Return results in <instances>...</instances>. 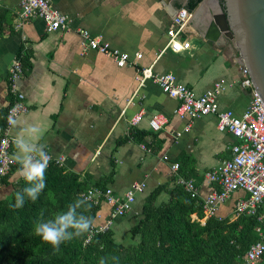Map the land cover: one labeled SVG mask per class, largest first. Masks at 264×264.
<instances>
[{
	"label": "crops",
	"instance_id": "obj_1",
	"mask_svg": "<svg viewBox=\"0 0 264 264\" xmlns=\"http://www.w3.org/2000/svg\"><path fill=\"white\" fill-rule=\"evenodd\" d=\"M49 1L68 18L74 30L81 28L100 35L112 47L131 57L140 53L142 58L136 67L118 68L111 59L98 53L82 55L75 31L47 32L37 17L17 30L18 0H0L6 18L4 24L13 31L10 34L4 26L0 40V110L9 105L8 67L23 46L30 53V69L17 85L28 111L15 119L10 129L14 145L25 129L35 125L41 128L42 135L33 142L43 146L53 159L62 158L65 172L77 175L88 188H110L122 195L133 181L144 182L146 188L136 195L131 211L115 219L109 229L117 241L128 243V231L142 219V206L149 193L159 185L168 190L173 187L174 174L169 164L176 162L182 172L196 174L194 179L202 199L210 188L203 175L229 157L230 146L235 142L230 134L216 130L213 116L195 120L188 133L175 139L174 133L184 127L174 115L177 101L150 80L139 86L136 69L152 67L154 73H172L198 95L223 80L227 88L219 98V107L239 115L247 107L250 96L249 90L241 86L238 49L225 38L217 42L205 38L210 11L220 12L214 0H204L205 5L197 16L194 11L199 3H196L194 16L185 24L181 35L189 40L190 49L179 54L163 51L166 31L177 10L189 9L192 0ZM140 111L144 113L143 120L131 128L129 120ZM154 114H163L168 119L165 127L156 133L148 128V120ZM130 130L147 136L140 143L119 144ZM141 144L150 153L143 151ZM15 155L16 146L8 186L4 184L0 188L2 198L10 197L11 187L23 180L18 175ZM165 155L168 162L162 160ZM240 195H234L221 212L229 213L234 198ZM167 201L168 195L162 192L154 205ZM99 206L98 217L94 219L96 225H102L110 212L108 205Z\"/></svg>",
	"mask_w": 264,
	"mask_h": 264
},
{
	"label": "built area",
	"instance_id": "obj_2",
	"mask_svg": "<svg viewBox=\"0 0 264 264\" xmlns=\"http://www.w3.org/2000/svg\"><path fill=\"white\" fill-rule=\"evenodd\" d=\"M19 11L17 13L16 29H20L31 18H40L47 32L61 31L71 33L75 31L80 39V51L82 55L95 52L111 59L116 67H136L141 60L142 54L136 53L131 57L128 53L112 47L100 35H92L85 29H73L68 18L51 6L49 0H18ZM1 12V6H0ZM193 10L178 9L172 18L171 27L166 31V45L163 51H170L174 54L182 53L190 49L189 40L182 39V31L185 24L190 20ZM25 47V45H24ZM136 69V68H135ZM241 86L249 90L250 101L247 107L239 115L229 109H220L219 98L227 86L223 80L215 82L204 93L198 95L193 89L181 83L172 73H154L152 67L136 69V82L141 86L145 81L150 80L157 84L162 93L177 101L174 115L184 123L182 131L175 132L174 137L178 139L182 133L190 131L192 123L206 116H213L216 119V130L220 133H228L235 142L230 146V155L223 160L219 166L209 170L203 175L204 182L209 185V193L200 199V191L194 178L184 179L178 174L179 164H169L170 171L174 174L172 186H180L199 203L202 210V218L196 213L190 215L192 223L202 225L208 219L222 221L228 218L230 221L240 216H257L259 222L264 220V104L258 93L253 89L247 69L241 66ZM24 66L20 59L15 57L8 67L9 92L12 95L11 104L8 107L4 126H0V188L3 187L2 180L9 175L13 165L14 141L10 136L12 123L9 117L17 119L28 111L24 95L18 88V82L24 74ZM142 111L135 114L129 125L135 128L142 120ZM168 119L163 114H154L148 120V128L156 133L161 131L167 124ZM140 148L150 153L145 145ZM51 157V155H50ZM162 160L168 162V156ZM61 166L62 158L53 159ZM146 188L144 182L133 181L130 187L122 194L117 195L112 189L101 190L96 187L88 188L81 197L88 203L95 205L106 204L110 212L102 225L94 222L84 240V245L99 234L109 231L113 221L126 216L132 209L136 195L143 193ZM236 194L231 210L226 215L221 208L228 203ZM96 217H98L96 215ZM261 240L251 244L240 264H264V229L255 228Z\"/></svg>",
	"mask_w": 264,
	"mask_h": 264
},
{
	"label": "trees",
	"instance_id": "obj_3",
	"mask_svg": "<svg viewBox=\"0 0 264 264\" xmlns=\"http://www.w3.org/2000/svg\"><path fill=\"white\" fill-rule=\"evenodd\" d=\"M196 3L197 0H192L189 9L193 10ZM5 21L4 13L0 12V40L4 28L13 33L11 27L5 26ZM29 56V51L20 46L16 57L24 66V74L30 69ZM7 88L10 105L12 95L8 80ZM9 105L0 110L1 127L5 124ZM146 136L144 132L130 130L119 144L140 143ZM178 174L184 179L197 177L193 171L182 172L180 167ZM7 178L2 180L3 185L7 184ZM45 183L38 199L34 202L26 200L19 209L13 205L15 194L25 187L24 180L11 187L13 192L9 199L0 197V264H240L248 247L261 240L255 228L264 229V220L259 222L257 216H240L233 221L208 219L204 225L192 223L191 214L196 213L202 218L200 201L191 199L180 186L168 190L159 185L145 198L142 219L128 231V243L116 244L113 232L109 230L83 245L86 232L54 250L34 234L35 223L40 219H51L77 199L84 200L81 194L88 187L77 175L65 172L54 162L46 169ZM162 192L168 195V201L155 206ZM99 209V205L85 201L79 212L94 222ZM136 239L138 243L134 245ZM9 247H12L10 252Z\"/></svg>",
	"mask_w": 264,
	"mask_h": 264
},
{
	"label": "clouds",
	"instance_id": "obj_4",
	"mask_svg": "<svg viewBox=\"0 0 264 264\" xmlns=\"http://www.w3.org/2000/svg\"><path fill=\"white\" fill-rule=\"evenodd\" d=\"M9 121L12 124L16 123L11 117ZM41 135V128L32 125L15 140V159L19 164L18 175L24 180L25 187L15 194L14 208H22L26 200L36 201L46 187L45 172L51 157L43 146L33 142ZM84 206L85 201L77 199L69 204L65 211L57 213L51 219L38 220L34 225V234L40 237L43 243L58 250L62 243L90 231L93 220L79 212Z\"/></svg>",
	"mask_w": 264,
	"mask_h": 264
},
{
	"label": "water",
	"instance_id": "obj_5",
	"mask_svg": "<svg viewBox=\"0 0 264 264\" xmlns=\"http://www.w3.org/2000/svg\"><path fill=\"white\" fill-rule=\"evenodd\" d=\"M214 1L219 4L220 12L210 11L211 19L206 24L205 38L212 42L221 38L234 42L240 64L247 69L253 89L264 104V0ZM197 2L199 5L194 11L195 16L205 5L204 0Z\"/></svg>",
	"mask_w": 264,
	"mask_h": 264
},
{
	"label": "rangeland",
	"instance_id": "obj_6",
	"mask_svg": "<svg viewBox=\"0 0 264 264\" xmlns=\"http://www.w3.org/2000/svg\"><path fill=\"white\" fill-rule=\"evenodd\" d=\"M8 199H9V198H8ZM115 240H116V239H115ZM115 243H116V244H118V243L120 244V243H124V242H120V241H117V240H116ZM137 243H138V240L136 239L134 245H136ZM74 245H75V243H72V246H74ZM83 245H84V244H83ZM83 245H82V247H81L82 250H84ZM87 245H88V244H87ZM11 250H12V247H9V248H8V251L10 252Z\"/></svg>",
	"mask_w": 264,
	"mask_h": 264
}]
</instances>
